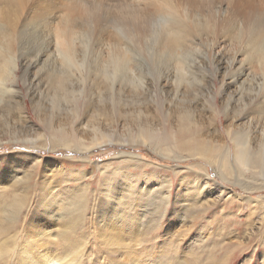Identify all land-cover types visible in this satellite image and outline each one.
<instances>
[{"label": "rangeland", "instance_id": "374dc122", "mask_svg": "<svg viewBox=\"0 0 264 264\" xmlns=\"http://www.w3.org/2000/svg\"><path fill=\"white\" fill-rule=\"evenodd\" d=\"M171 3L176 9L215 19L213 31L218 46L210 50V37H198L191 52L195 62L189 69L194 75L186 72L187 79L177 84L173 78L164 92L157 80L168 68L159 72L147 66L144 72L141 67L136 75L131 68L124 71L125 75L118 72L115 77L111 73L107 79L103 73L111 69L102 63L115 52L121 14L137 6L153 16L166 11L162 10L163 0H26L20 7L0 0V47L9 44L14 48L12 53L16 52L14 58L18 48L43 57L42 64L32 72L41 77L38 91L30 93L22 83L24 69L15 68L10 77L12 85L7 86L17 93L11 104L16 108L0 109V264H49L44 262L46 256L56 261L53 264H264V73L249 54L242 52L244 46L236 45L237 33L231 26L237 8L264 20V0ZM94 8L100 17L96 41L100 39L101 44L92 45L96 48L89 57L98 61V67L91 63L92 69L85 66L83 73L77 64L65 68L60 61L53 63L56 40L68 38L70 26L89 30L90 23L86 22L95 15L87 18L85 11L93 13ZM91 40L87 39V45ZM87 45L85 50L91 47ZM235 48L242 53L236 55V63L230 68L226 60L234 56ZM214 57H224V62L215 64ZM238 70L243 75L232 85L230 78ZM145 73L150 74L140 80L148 86L141 90L134 78ZM137 129L147 131L148 143L136 141ZM97 130L105 134L103 139ZM62 131L79 148L61 147L57 133ZM159 135L165 138L162 141L167 149V137L174 136L180 143L192 138L210 149L217 146L221 152L230 150L227 156L231 168L235 151L232 139L249 137L250 169L242 173L231 169L232 175L229 170V175L218 176L210 166L215 160H181L153 150L152 136ZM198 136H203L205 142ZM128 160L144 166L140 180L132 178L131 182L136 183L131 199L138 219H131L132 232L120 227L110 233L107 219L100 214L101 199L108 196L101 178L108 165ZM34 162L38 168L30 169ZM71 169L75 171L65 176V171ZM78 170L85 173L75 181L72 178L80 174ZM27 172L29 178L24 180L22 176ZM204 176L210 184L197 194L191 178L205 180ZM15 178L19 188L11 192L8 188ZM80 180L89 187L83 214L76 202L80 198L78 187L83 186L76 187ZM65 189L70 191L67 195L62 194ZM142 189L152 194L143 195ZM166 192H171V197L165 208L160 194ZM22 196L30 205L27 202L28 206L19 210L17 200ZM51 201L56 204L46 208ZM30 214L35 223H29ZM14 215V223L9 224ZM29 238L35 247L42 245L39 251L29 245Z\"/></svg>", "mask_w": 264, "mask_h": 264}, {"label": "bare ground", "instance_id": "6f19581e", "mask_svg": "<svg viewBox=\"0 0 264 264\" xmlns=\"http://www.w3.org/2000/svg\"><path fill=\"white\" fill-rule=\"evenodd\" d=\"M3 1L9 5L20 7V6H23V4L25 3L26 0H3ZM162 7H163L162 10H166V11L154 14L153 16L144 13L137 6L131 7V9L129 11L123 12L121 14V19H118L119 22L116 26V39H115V45H114V47H115L114 51L115 52H113L112 57L108 58L107 62H102V63L106 64V66H110V69H111L110 72L104 71L103 74H104L105 78L107 77V79H108L109 77H111V73L115 74V77L118 75V72H120L122 75H125V72L131 68L133 69L135 75H136V73H139V68H141V67H143L144 72H146L145 70L147 68L145 70H144V68L147 66H153V68L154 69L157 68V71H159V72L162 69L168 68V70L170 69L169 71L160 72L159 80H157L158 81L157 84L159 86H162V89H161V87H160V89L165 92L168 89L167 83L169 81L171 82L173 78H174V80H173L174 84H177V82H184V80L187 79L186 78V72H189V69L192 68V65L195 62L194 59L191 58V55H192L191 52L196 47V42H197L196 40L198 39V37H201V38L202 37H210V38H207L208 41H210L209 44H211V47H209L210 50L214 49V47L216 48L218 46L217 40L214 38L215 32L213 31L214 30L213 24H214L215 19L212 18V21H211V18H201L197 14L192 13V12H190L184 8L176 9L175 5H173V3H171V0H163ZM89 9L90 8H88L87 11ZM91 9H92V7H91ZM87 11H85L87 18H91L95 15V19L92 18V19H89L90 21L86 22V23H90L89 24L90 29L87 30L86 32H84L80 29H76L74 26H70L68 38H65V37L62 38L61 37L60 39L56 40L57 43L55 44L54 51H52V58H53L52 62L53 63H57L58 61H60V63L63 64L62 66L65 65V68H67V67L69 68V67H72L74 64L75 65L77 64L79 67H81V71L85 70L84 69L85 66L88 67L89 69H92V67L90 66L91 63L95 67H98V64H99L98 61L93 62L92 57H89V54L94 52L93 49L96 48V46H92V45L101 44L100 39L98 41H96V34L98 31V30H96V28H97V25L99 23V21H97V20H100V17H99L98 11H96L95 8L93 9L94 14L93 13L88 14V12L91 10H89L88 12ZM95 12H97V14H95ZM214 12H216V11H214ZM234 12H235V14H234V17L232 18L233 22H232L231 26L234 28V30L237 33L236 38H235L236 45L239 47L244 46L245 51H242V52H244V54H249L251 57V60L256 62L258 64L259 68L261 69V71L264 73V20L262 18H260L258 15H255L253 12L243 13V11H240L238 8L234 9ZM218 13H220V12L218 11ZM240 20H242L243 22L239 23ZM239 25H241L243 27H240ZM91 30H93V31L96 30V31H95V33L92 31L93 32L92 33V32H90ZM78 32H80V33H78ZM86 34L89 36V38H87L88 42H90V39H92L91 43L88 44L91 46L89 48V50H85V46L88 43V42H86L87 41ZM75 44H77L78 48H77V46L75 48ZM13 49L14 48L9 47V44L8 45L5 44L2 47H0V102H2L0 109L5 108V107H8V109L9 108L12 109L13 107L16 108L15 106H11V104L17 98V95H16L17 93L15 91H13L12 88L9 87L12 85V81H11L10 77L13 74V70L15 68H21L22 70L24 69L25 72L23 73L24 74L23 76H25V77H24L22 83L24 85H26V87L30 93H36V91H38V89L41 87V84H42L41 79H39V78H41L39 76V74L38 73L33 74V73H34V70H36L37 67L40 64H42L43 57L40 55H34L32 53L31 54L25 53L26 50L24 52H22V49L18 48V51H17L18 55L14 58V55L16 52L12 53L14 51ZM81 49H82V52H81V56H80L79 52ZM48 52H49V49H48ZM238 52L239 51L237 50V48H235L234 56L232 58H230V59L228 58L226 60V62L228 61V63L230 64V68H232L231 65L236 63V62H234L236 55H238V54L241 55V53H242V52H240V53H238ZM142 55H144L143 58H141ZM44 56H45V54H44ZM221 57H218V59H217V57H214L213 63H215V64L218 62L223 63L224 57L223 58H221ZM50 60L51 59H49V61ZM174 69H176V71L173 72ZM95 71L96 70L94 69L93 72H95ZM229 71H231V70L229 69ZM82 72L84 73V71H82ZM127 73H129V72H127ZM189 73H190V76L194 75L193 72L192 73L189 72ZM148 74H150V73H148ZM148 74L145 73L144 76L134 78V80H135L134 83L138 87H140L141 90H143V89L146 90V85L148 86V83L146 84L145 81L140 80V79H141V77L142 78L148 77ZM234 74L235 75H233L230 78V82H229L232 85H236L238 83L239 78L243 75V71L238 70V72H235ZM30 77H31V79H29ZM118 77H119L118 78V80H119L121 78V76L119 75ZM111 79H113V78H111ZM191 80H189V82ZM80 82L83 83L81 80H80ZM112 83H113V81H112ZM132 83H133V81H132ZM114 84L116 86L115 81H114ZM7 85H9V86H7ZM228 85L229 84H227L226 87ZM56 88L58 89L59 87L57 86ZM4 95H7L6 99L3 98ZM31 95H34V94H31ZM250 100H251V98H250ZM6 101H7V104H5ZM252 101L253 100H251V103H252ZM242 104L243 103L241 101V105ZM15 105L18 106L19 104L15 103ZM138 114L141 115V112H139ZM63 131L59 132L60 134L57 133V135H59L58 140H60V146L63 148H67V149H72V148H76V147L79 148L80 145L76 146L78 143H76V145H75L74 140L70 139L69 137L67 138L66 137L67 135H65L66 132L63 133ZM137 131H138V133H137ZM137 131H136V134L138 137L137 139H139V140H136V141H139L142 144L148 143L149 140L147 138V131H143L142 129H139V130L137 129ZM95 132H97L98 135L101 133V131H98V130ZM71 133H70V135H72L73 137L76 136V134H71ZM98 135H96V136H98ZM104 136H105V134L99 135V137L102 139L104 138ZM202 137L198 136L197 138L198 139L200 138L202 142H205ZM21 138L22 137H20L19 139H21ZM152 139H155L154 140L155 144H151L153 150H155V151L158 150V152H164V153L168 152L167 155H173L176 158L179 157V158H181V160L182 159H188V158H197V157L199 158L200 157L202 159L208 160L209 162H212V160L217 161L215 163L212 162L210 164V166H213V168H214V170H216V173L218 176L219 175L224 176V174L228 173L229 170L231 171V172H229V174L232 175L233 174L232 170L236 169L238 172L242 173L241 170L247 171V169H250V166H249L250 162L248 163V160H249L248 153H250L249 148H248V142L250 141L249 137H246V140H245V137H243V136L239 137L240 140L239 139H232V142H233V145L235 148L234 149L235 151L232 153L233 154V161H234V163L232 164V166H233L232 168H231V165L229 164V158L227 156L229 154L230 150H227L226 152H224V151L221 152L217 146H215L214 149H210L211 148L210 146H209L210 148H207V147H205L206 144L203 143V145H201L199 142H197L198 140L192 139V138L190 140L187 139V141H185L183 143H180V141H178L174 136L167 137V139L170 140L169 149H167L168 145L166 143H164V141H162L165 138H161L159 135V136H152ZM166 141L168 143V140H166ZM75 142H77V141H75ZM241 142H242V148L240 147ZM53 143H55V142H53ZM142 144H140V145H142ZM151 145H149V146H151ZM162 146H167V147L165 149H163ZM206 146H208V145H206ZM53 150H55V149H53ZM78 150H81V149H78ZM82 150H85V149H82ZM217 150L219 152H217ZM262 156H264V155H262ZM35 160H37V159H35ZM171 160H173V158ZM32 163H33V161H32ZM254 163H255V161H254ZM37 165H38V163L34 162L32 167H30V169L36 168ZM255 165H256V163H255ZM106 168H107V170L104 169L105 173L102 176L103 178H101V182H102L101 184L103 186H105L106 192H107L106 194L108 196H106L107 197L106 200H104V198L101 199V202L99 204V207L101 209L100 214L107 219V222L105 225L108 228V230L112 229V231H109L110 233L114 232L116 229H118L120 227L123 228L122 231H124V232H128V233H129V231L132 232L131 229H133V225L131 224V219H134V220L138 219V215H137L136 211H133L134 205L132 203H135V202H133V200L131 199L132 195H134V190L136 189V188H134L136 183L133 184L131 182H132V180H134L132 178H135L137 181L140 180V178L144 175L143 172L141 171L142 169H144V166L142 165V163H139L137 160H131V161L128 160V161L118 162L113 167H111V165H108ZM74 171H75V169L74 170H72V169L67 170V171H65L64 174L66 176L67 174H70L71 172H74ZM131 171H132V173H131ZM28 173H30V172H27V173H25V175L22 176V178L24 180H28L29 175H30ZM78 173H80V174L78 176H76L75 178H72L73 180H75V181L79 180L82 177L80 175L82 173H85V171L82 170V171H79ZM229 174H226V175H229ZM34 175H35V173H34ZM256 175H257V173H256ZM206 177L208 178V176H204L205 180H203V178H197V177L191 178L192 179V185L194 186L197 194L201 193L200 192V190L202 191L201 188L204 189V187L207 188L209 186L210 180H208ZM1 178L2 177H0V179ZM14 181L17 184L12 183V184H10V186L8 188V190L11 192H15L19 188V184H18L19 182L17 181V178H15ZM48 183L50 185V182H48ZM82 184H83V186L78 187L79 185H82ZM47 185H46V187H43V188H47ZM20 186H22V185H20ZM22 187L26 190V186H22ZM49 187H53V185L49 186ZM76 187L79 188V191H77L76 193L79 194V197H80L78 200H76V202L78 204V207L80 209H82V214H83V213H85L86 207L88 205L87 201H88L89 187L86 184H84V182L82 180L79 181V183ZM23 188H21V189L23 190ZM145 190H143V193H142L143 195H149V194L151 195L152 194V191L149 190L146 192ZM60 192H61V189H60ZM69 192H70L69 189H65L62 192V194L67 195ZM166 193L163 195H162V193L160 194V196H161L160 198H162L161 202L163 203V201H164V203L162 205L165 204V208H166V206L170 200V197H171L170 196L171 192L167 193L168 195ZM202 193H203V191H202ZM191 195L189 194L188 196H191ZM55 196H56V194H55ZM141 198L145 199V196H141ZM149 198H150V196H149ZM187 198L188 197L186 196L185 199H187ZM17 201H18L17 203H18L19 210L27 202L29 204V200L25 199L23 196L20 197ZM158 203H160V202H158ZM28 204H26V205L28 206ZM54 204H56V201H51V202L46 203L45 207L48 208L51 205L53 206ZM210 204H211V202H210ZM159 206H160V204H159ZM161 208H163V207H161ZM128 209L130 210V213H129ZM19 210H18V212H19ZM18 212H17V214H18ZM15 215L10 219L9 224L14 223ZM161 215H163V214L160 212V216ZM109 218H110V220H108ZM28 221L30 224L33 222L35 223L34 217L32 220V214L29 215ZM27 237H29V236H27ZM29 240H30L29 245L34 246L35 251H39V248H41L42 245L35 247L34 240L30 239V238L28 239V241ZM44 259H45L44 262H46V263L47 262L49 264L56 263V261L51 262L52 260L48 256L44 257ZM31 260H32V258H31ZM28 263L31 264V261Z\"/></svg>", "mask_w": 264, "mask_h": 264}]
</instances>
